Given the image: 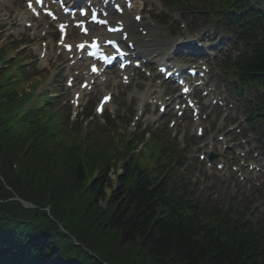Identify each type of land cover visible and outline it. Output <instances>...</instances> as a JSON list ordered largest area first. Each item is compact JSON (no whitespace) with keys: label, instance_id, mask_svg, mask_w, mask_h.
<instances>
[{"label":"trees","instance_id":"16d2710c","mask_svg":"<svg viewBox=\"0 0 264 264\" xmlns=\"http://www.w3.org/2000/svg\"><path fill=\"white\" fill-rule=\"evenodd\" d=\"M243 74L245 78L258 77L264 84V51ZM15 138L0 139V171L11 177L8 183L22 198L49 206L83 249L73 246L65 235L46 237L39 222H29L22 228L20 224H26L27 216L17 214V206L8 205L0 208V216L4 211L16 215L1 217L0 229L15 232L17 239L12 241L0 234V264H11L20 256L15 264H42L45 260L49 264L54 259L57 264H264V234L250 222L223 208L208 212L187 196L167 191L166 185L137 170L131 159L124 164L113 189L108 150L73 152L58 146L43 131L26 139L28 144L22 137ZM25 149L29 157H35L25 160ZM56 162L63 169L57 170ZM13 164L20 175H12ZM95 166L101 168V174L84 190ZM107 187L113 189L110 194L105 192ZM5 193L0 191V198H5ZM31 233L41 239L47 254L55 246L66 258L61 260L56 254L46 257L40 251L35 256L36 250L30 247L24 255L15 254L13 248L25 247ZM61 242L63 246L59 247Z\"/></svg>","mask_w":264,"mask_h":264},{"label":"rangeland","instance_id":"374dc122","mask_svg":"<svg viewBox=\"0 0 264 264\" xmlns=\"http://www.w3.org/2000/svg\"><path fill=\"white\" fill-rule=\"evenodd\" d=\"M253 1L256 2L260 8L264 9V0H253ZM209 36H213V35H209ZM215 39H217V37L215 38L212 37L211 41H207L205 43L207 44L213 43ZM215 45L216 43L214 44V47ZM220 49L222 51V54L219 55L216 53L218 56V60L214 61V64L217 65V68L221 67V64L225 60V57H224L225 53L229 51L228 47H223ZM22 54H24V52ZM26 57H27V54H24L23 58H26ZM23 63H25L24 68L28 71L27 74L29 76L36 77V75L40 73V65L38 64L37 60H26ZM153 67L155 69L156 65H154ZM62 75H63L62 73H54L52 75L49 72L47 74L41 75V77L46 80L37 79V78L35 79L37 80V82L40 83V90L47 89L50 93V96H55V106L54 107L58 109L62 107L63 105L64 107L63 111L65 114H67V113H70V108L64 102V99H65L64 94L59 91L61 90L62 87H64V82H65L62 78ZM51 76H53L52 84L54 86H46V83L50 79ZM212 81L216 82L217 90L223 89L222 93H223L224 98L227 101L232 102L234 104V107L233 109H231V112L236 113L238 116H240V120H242L244 115L240 111V109L237 108V104L235 102V95L234 93L231 92V89L230 91L228 89L230 87L226 85V82L220 76H215L212 79ZM166 86L169 87V84H167ZM24 87H27V85L25 84ZM55 93H58V94H55ZM127 99L128 98L126 96L121 97L120 95L116 99L115 104L124 105ZM151 110L152 108H149L148 111L151 112ZM154 112L156 113V115H160L158 114L156 110H154ZM81 121H78V122L80 123ZM85 121H86V124L89 122L91 123L90 129L92 130L93 137H102V135L109 132V130L105 128L106 126L104 125L103 121H102V132H101L99 122L95 116H92L91 118ZM127 121H128V118L127 116H125L121 124L117 126L115 133L116 132L120 133V137H129L128 134L133 132V129L128 125ZM160 125H162V123ZM187 145L188 147H191V143L188 141H187ZM249 146L252 148V155H253L252 158L256 161L264 162V156L260 153L258 149H256L253 136H250ZM24 152L27 153L25 154V160H30L32 159V157H35V156L29 157L28 155L30 154L29 152L26 151V149L24 150ZM256 154L258 157L254 156ZM55 165H56L55 168L57 170L63 169V167L59 165V162H56ZM200 167L201 166H198L195 164L194 157H192L188 159V163H187V169L190 171V173L188 174V171H183L181 172V174L185 177V179H188L187 180L188 186L190 188L195 189V191H197L198 196L200 197L201 201L217 202L219 204H227L228 206L232 207L233 210L245 209L247 212L253 215V217L255 218L253 219L254 221H256L257 219L260 223L264 225V174L261 175L257 179L256 184L253 185L250 188V190L240 191L241 189L246 190V187L241 183H237L235 178H231L230 181L228 182H222L220 177L209 176L210 175L209 172H204L203 176L202 174L197 176L198 172L201 173L202 169L200 170ZM31 172H33L32 168H31ZM62 177L64 181L67 183V178H66L67 176L64 173H62ZM111 178L114 179V175H111ZM213 179L216 180L215 183L214 181H212ZM245 184H247V182ZM107 191L109 192V189H107Z\"/></svg>","mask_w":264,"mask_h":264},{"label":"bare ground","instance_id":"6f19581e","mask_svg":"<svg viewBox=\"0 0 264 264\" xmlns=\"http://www.w3.org/2000/svg\"><path fill=\"white\" fill-rule=\"evenodd\" d=\"M6 3H10V4H12L13 5V2H12V0H4L3 1V3H2V6H1V9H4L5 8V5H6ZM26 16H22V20L25 18ZM110 19H111V21L112 22H115L116 20H118V21H123V22H125L124 23V25H125V28H126V31L128 32V34H129V36L130 37H132V38H135V35H134V33H133V31H134V29L136 28V22H135V24L134 23H131L127 18H125L124 17V15L123 16H114V15H112L111 17H110ZM97 35H102V30H99L97 33H96ZM106 37V36H105ZM148 53H151V51H148ZM47 56V55H46ZM48 59L49 58H47V61H48ZM80 65H83V63H80ZM67 70V72L69 71L70 72V69L68 68V69H66ZM177 71H180V69H178ZM114 79L113 78H108L107 79V82L108 83H105V84H103V86H102V91H104V90H106V88H107V86L108 85H113V88H115V87H118V84L115 82V81H113ZM106 82V81H105ZM99 84H97L96 86H95V90L99 87L98 86ZM74 86H76V84H74ZM78 88H80V87H78ZM90 93H88V92H83V97H85V96H87V95H89ZM148 95H150L148 92L146 93V96H148ZM134 97V96H133ZM137 99V98H136ZM143 99H141L140 101H142ZM84 102H87V101H84ZM204 147V146H203Z\"/></svg>","mask_w":264,"mask_h":264},{"label":"snow or ice","instance_id":"6c2138e0","mask_svg":"<svg viewBox=\"0 0 264 264\" xmlns=\"http://www.w3.org/2000/svg\"><path fill=\"white\" fill-rule=\"evenodd\" d=\"M41 0H36V3H40ZM29 7H31V4L29 5ZM95 19V17H93ZM93 71H95V68L93 69Z\"/></svg>","mask_w":264,"mask_h":264}]
</instances>
